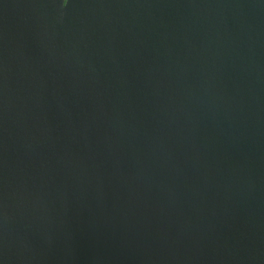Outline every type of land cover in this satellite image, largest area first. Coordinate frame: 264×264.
Masks as SVG:
<instances>
[{"label": "water", "instance_id": "95a60500", "mask_svg": "<svg viewBox=\"0 0 264 264\" xmlns=\"http://www.w3.org/2000/svg\"><path fill=\"white\" fill-rule=\"evenodd\" d=\"M0 264H264V0H0Z\"/></svg>", "mask_w": 264, "mask_h": 264}]
</instances>
